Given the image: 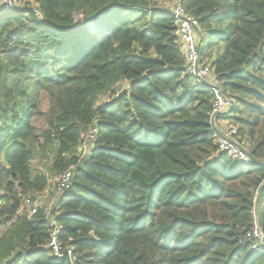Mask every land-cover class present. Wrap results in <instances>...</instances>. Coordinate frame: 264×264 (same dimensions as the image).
<instances>
[{
  "label": "trees",
  "instance_id": "trees-1",
  "mask_svg": "<svg viewBox=\"0 0 264 264\" xmlns=\"http://www.w3.org/2000/svg\"><path fill=\"white\" fill-rule=\"evenodd\" d=\"M183 4L232 102L214 120L167 8L25 0L0 13V264H70L46 248L52 218L76 264H264V240L253 250L260 224L264 238V0ZM205 35L222 43L214 60ZM222 119L257 164L219 151ZM68 170L53 209L21 211Z\"/></svg>",
  "mask_w": 264,
  "mask_h": 264
},
{
  "label": "built area",
  "instance_id": "built-area-1",
  "mask_svg": "<svg viewBox=\"0 0 264 264\" xmlns=\"http://www.w3.org/2000/svg\"><path fill=\"white\" fill-rule=\"evenodd\" d=\"M24 2L25 0H0V13L3 10L20 7ZM169 11L177 26L184 57L185 75L203 84L204 87L213 92V120L215 117L227 114L232 109V102L222 91L220 82L212 69L211 62L208 60L204 61L202 58L201 45L203 39L198 20L185 8L183 0H176ZM97 135L98 130L96 127L90 129L88 135L82 141L80 148L81 158L86 157L90 153L91 144L96 141ZM237 135L238 130L236 128H231L226 132H222L219 140V151L229 155L235 160L252 165L249 154L241 149V145L236 139ZM72 178L73 174L71 170L62 173L57 182L58 190L62 193L68 191L72 184ZM28 199L26 203L28 206H31L32 210L29 214L31 217L38 212L39 208L37 205L33 204L31 198ZM24 205L21 211H24ZM49 212L50 210L47 211L48 215H50ZM63 232L64 226L52 218L50 221L49 243L46 248L51 252L52 256L60 259L67 258L70 264H76L73 249L62 241ZM254 238L257 239L258 242L254 244L253 250L257 251L263 243V234L262 231L259 230V227H257L254 232Z\"/></svg>",
  "mask_w": 264,
  "mask_h": 264
},
{
  "label": "rangeland",
  "instance_id": "rangeland-1",
  "mask_svg": "<svg viewBox=\"0 0 264 264\" xmlns=\"http://www.w3.org/2000/svg\"><path fill=\"white\" fill-rule=\"evenodd\" d=\"M176 0H150V3L153 4V5H158L159 7H164L166 8L168 5H173L174 2ZM170 6V7H171ZM83 18V14H79V15H76V19H82ZM205 43H212L214 45V48H216V52H220V49H222V43L221 41L217 38V37H214V36H211V37H208V38H205ZM205 46V44L202 45L201 49H203ZM212 59V58H211ZM108 96H103L101 99H100V102L101 103H105L108 101ZM47 108V105L45 104L44 105V109ZM218 125H219V130H221V132H226L228 130H230L231 128H236L238 130V127L234 126L232 122H230L229 120H218L217 121ZM38 126L39 127H42L44 128V122H38ZM85 139V138H84ZM83 139V140H84ZM238 141V140H237ZM48 158L50 160H41L40 158L36 157L33 162H32V165H33V171L34 173H39V172H42V173H47L49 171V168L51 166V158H53V153L50 154L48 156ZM60 176V175H59ZM59 176L57 175H53L50 176V185L49 187L47 188V190L44 192V194L42 195H37L34 197V200L33 201V204L34 205H37L38 208H50L52 207V209L54 208V205L56 203V200L64 193L60 192L58 190V187H57V182H58V178ZM33 198V197H32ZM25 205H24V211L27 212L28 214H30L31 212V206H28L27 205V200H29L28 198H25Z\"/></svg>",
  "mask_w": 264,
  "mask_h": 264
},
{
  "label": "crops",
  "instance_id": "crops-1",
  "mask_svg": "<svg viewBox=\"0 0 264 264\" xmlns=\"http://www.w3.org/2000/svg\"><path fill=\"white\" fill-rule=\"evenodd\" d=\"M171 5H168L166 8L169 10L171 7H170ZM205 38H206V35H205ZM202 45H203V40H202ZM220 50H222V49H220ZM218 53L219 52H214V54H213V57H212V60H214V59H216L219 55H218ZM209 61V60H208ZM210 62V61H209ZM124 85H126V84H124Z\"/></svg>",
  "mask_w": 264,
  "mask_h": 264
},
{
  "label": "water",
  "instance_id": "water-1",
  "mask_svg": "<svg viewBox=\"0 0 264 264\" xmlns=\"http://www.w3.org/2000/svg\"><path fill=\"white\" fill-rule=\"evenodd\" d=\"M241 149H242V148H241ZM242 150L245 151L244 149H242ZM245 152H246V151H245ZM246 153H247V152H246ZM249 156H250V155H249ZM250 159H251L252 163L257 164L256 161L254 160V158H252L251 156H250ZM259 228H260V230H261V224H260ZM263 240H264V238H263Z\"/></svg>",
  "mask_w": 264,
  "mask_h": 264
}]
</instances>
